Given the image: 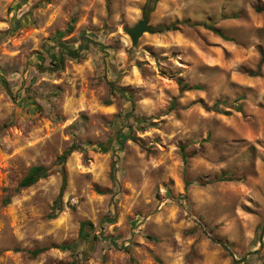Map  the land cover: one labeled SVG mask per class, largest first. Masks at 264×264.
I'll use <instances>...</instances> for the list:
<instances>
[{
	"label": "rangeland",
	"instance_id": "1",
	"mask_svg": "<svg viewBox=\"0 0 264 264\" xmlns=\"http://www.w3.org/2000/svg\"><path fill=\"white\" fill-rule=\"evenodd\" d=\"M150 1L0 0V264H264V0Z\"/></svg>",
	"mask_w": 264,
	"mask_h": 264
},
{
	"label": "trees",
	"instance_id": "2",
	"mask_svg": "<svg viewBox=\"0 0 264 264\" xmlns=\"http://www.w3.org/2000/svg\"><path fill=\"white\" fill-rule=\"evenodd\" d=\"M23 2H25L26 0H22ZM155 3V0H153V2L150 1V3L146 6V11L145 14H148V12H151L153 9V4ZM205 27H208L210 30H212L213 32L219 33L218 31H216L212 26H207L206 24H202ZM157 29H161V28H155V29H150V32L153 33L155 31H158ZM166 30H174L176 29L174 26H169L165 28ZM58 37L62 36V33H58L57 34ZM83 56H80L78 51L75 50H69L67 52H61V54L59 55V61L58 64H62L63 61L68 58L70 60H76L78 58H82ZM264 65V57L262 56L258 65H257V72L252 73V75H258L259 70L261 69V67ZM109 88L110 90L113 92H118L121 91L118 88H116L113 84H109ZM187 86L182 85V90L186 89ZM198 89V88H195ZM107 104H110V102L108 101ZM126 140V138L123 139V142H120L122 147L124 144V141ZM100 147H102L103 151H106V148L103 145H100ZM75 150H79V148L75 145L71 146L62 156H60V164L62 165L63 162L65 161V159L67 158V156H69L73 151ZM62 172V184H61V188L59 191V195L57 200L54 202L53 205V209L54 211L60 212L61 211V205H60V199L61 196L64 193L65 190V186H66V178H65V174L64 171L61 170ZM47 175V171L45 170V168H43L42 166H33L29 169L28 173L24 176V178L19 182L17 190L18 189H23V188H27L32 186L33 184H35L40 178H43ZM187 188V185H186ZM9 202L8 199L5 200L4 204H7ZM57 213L53 212L52 214H50V218H54L56 216ZM93 226L91 223L89 222H82L80 225V232H79V237H80V241H85L87 240V238L90 236L91 234V230H92ZM94 239H96V237H94ZM66 248V247H65ZM41 252V250H34L31 252L32 256H36L37 254H39Z\"/></svg>",
	"mask_w": 264,
	"mask_h": 264
},
{
	"label": "water",
	"instance_id": "3",
	"mask_svg": "<svg viewBox=\"0 0 264 264\" xmlns=\"http://www.w3.org/2000/svg\"><path fill=\"white\" fill-rule=\"evenodd\" d=\"M150 31V26L148 25V20L147 18L142 19L141 21H139L135 26H133L132 28L127 29V34L129 35L130 39H131V43L132 45H135L139 38L145 33V32H149ZM264 233V225L262 228V231L260 233V237H259V241H260V247L262 246V236ZM204 235L213 243L219 245L220 247H222L224 250H226L228 252V254L230 255V257L232 258V260L234 261H239V262H244L246 257L249 255H253L256 254L258 252V250L252 251V252H248L246 254V256H244L243 258H241L240 260H236L234 254L230 251L229 247L222 243L219 240L214 239L212 236H210L209 234H207L206 232H204Z\"/></svg>",
	"mask_w": 264,
	"mask_h": 264
}]
</instances>
